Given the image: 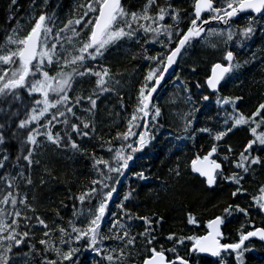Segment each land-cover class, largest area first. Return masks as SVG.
I'll return each instance as SVG.
<instances>
[{"label": "snow or ice", "instance_id": "1", "mask_svg": "<svg viewBox=\"0 0 264 264\" xmlns=\"http://www.w3.org/2000/svg\"><path fill=\"white\" fill-rule=\"evenodd\" d=\"M16 4L17 0H11V5ZM48 4L49 0H31L32 11L28 13V19L21 24L23 18L13 17L16 26L0 43V101L10 105L21 101L24 106L23 118L14 122L15 130L10 134L23 149L16 160L25 162L24 169L15 175H0L3 182L0 185V264H80L82 250L95 254L91 264H125L141 246L148 253L142 264H191L192 257L196 258L195 264H200L202 254L216 258L214 264H226V257L234 254L235 264H244V254L250 251L245 242L254 237L264 242V227L250 223L252 208L264 213V185L259 187L257 195H252L251 205L242 207L239 203H230L223 208L222 215L208 220L205 235L168 234L165 240L172 247L167 249L163 245L159 249L156 247L158 229L164 218L136 215L127 207L126 202L133 199L135 189L130 188L123 194L116 204L118 211H111L110 203L119 195L120 178L126 173L132 172L137 180L148 179L144 171H134L131 164L138 158L137 153L152 145L156 130L163 127L162 108L154 103V94L163 86L165 74L174 65H179L194 43L204 41L216 48L210 38L222 40L226 63L213 64L211 75L205 81L208 89L218 93L219 85L227 76L239 72L257 55L254 51L241 63L233 48L248 47L258 29L264 32V0H194L186 28L181 27L185 17L169 0H165V5L159 0H147L139 12H129L121 0H79L66 19L49 13ZM153 7L156 12L150 14ZM241 14H246L245 25L233 27L235 18ZM213 23L227 27L218 29L212 27ZM124 42L141 46L138 56L134 55L132 59L146 61L147 71L139 82L136 105L125 130L112 138L119 141V147H114L111 139L101 140L100 147L111 154L110 159L91 153L96 178L79 195L68 197L78 201L81 207L78 209L73 204V219L66 224L58 210L55 219L49 222L37 212L28 193H21L19 181H23L25 187L34 185L31 174L25 173L33 165L40 164L35 157L44 144L73 154L87 153L76 138H95V117L106 95H116L120 106L126 108L120 95L123 73L113 72L109 66L100 63L111 47ZM149 44H159L160 51L151 55ZM257 51L264 53V46ZM191 71L195 73L196 68L192 67ZM85 81L92 85L90 91L83 88ZM181 85L187 94L186 103L192 104L183 116L188 138H194L199 132L207 133L215 141L207 154L197 155L191 161V172L198 174L209 189L227 183L234 187L231 191L234 200L245 196L246 176L255 167L264 168V156L259 154L264 152V103L248 115L239 108L238 102L243 97L217 96V105L230 106L231 112L226 113L222 130L213 134L208 127H193L194 113L200 109L193 104L188 82L181 81ZM195 87L200 89L201 84L197 82ZM201 99L208 101L209 96L202 95ZM18 113L19 109L9 114V119ZM56 125H62V131H54ZM243 126H247L253 138L247 140L238 154L228 145L221 157L218 149L225 137ZM8 127L6 123H0V145L6 142L3 130ZM9 159L5 150L0 169L7 167ZM225 166H228L227 174ZM168 171L174 177L182 174L178 161ZM45 183L41 176L40 184ZM61 206L66 207L63 202ZM235 214L247 218V227L252 230L245 231L246 225H242L238 242L223 243L222 226ZM108 215L112 216V222L106 235L104 221ZM81 217H85L86 224L77 226ZM133 221L142 222L143 231L133 232ZM187 224L198 225L191 212L187 215ZM106 240L115 241L117 247L103 246ZM186 241H191L190 247L186 246ZM25 247L28 251L23 250ZM180 247H186L187 256L180 255ZM167 253L173 258L169 259Z\"/></svg>", "mask_w": 264, "mask_h": 264}, {"label": "trees", "instance_id": "2", "mask_svg": "<svg viewBox=\"0 0 264 264\" xmlns=\"http://www.w3.org/2000/svg\"><path fill=\"white\" fill-rule=\"evenodd\" d=\"M79 0H49L48 12L55 13L60 19H66L75 4ZM173 7L181 11L185 17L181 27L186 28L189 14L192 12L194 0H169ZM147 0H124L122 5L129 12H139ZM161 5H165V0H159ZM31 0H17L16 5H11V0H0V43H3L6 35L16 26V19H20L21 24L28 19V13L32 11ZM15 9V11H13ZM156 8L150 9V14H155ZM167 19V18H166ZM246 14L235 20L233 27H243L246 23ZM168 23H171L168 20ZM218 25H212L217 27ZM27 27V25H25ZM163 39V37H161ZM217 45L216 48L201 41L194 43L185 53L184 58L176 66L175 72L165 81L161 90L154 99L162 108L161 122L162 128L156 130V139L152 145L147 147L142 153H137V159L131 164L134 171H144L147 180H137L132 172L126 173L121 177L118 185L119 195L114 196L110 203L111 211H118L116 204L122 199L124 193L130 188L135 189L133 199L127 203V207L136 215L162 216L164 218L162 227L158 229L157 249L163 245L165 249L172 247V244L165 240L170 233L177 235H205L206 223L217 215L223 214V208L230 203H239L242 207L252 204V195L258 194V189L264 185V168L255 167L244 181V188L247 190L245 196H238L235 200L231 197L234 187L227 183H222L215 189H209L202 182L198 174L191 172V161L197 155H205L210 150L215 141L207 133L196 132L194 138H188L184 131L183 116L192 107L185 101L186 93L182 91V85L175 81V76L181 74V81L188 82L191 90L193 104L200 110L195 112V122L193 127L196 129L208 127L213 134L222 130L224 118L227 112H231V107L227 105H217L216 96L221 97H243L238 102L239 108L245 114L250 115L260 104L264 103V53L257 50L264 46V32L257 30L256 35L248 42V47L233 50L237 53L238 59L243 63L245 59L251 57L252 52L257 55L253 61L244 65L239 72L228 76L221 85L219 92L212 94L205 83L211 75L212 65L215 63H226L223 61L225 46L220 45L217 39H211ZM140 45L134 42H124L118 46L111 47L106 53L105 58L100 63L111 68L113 72L123 73L121 79L120 95L123 96V104L116 95H106L99 105V112L95 117L96 134L92 140H79L82 147L87 149L85 154H73L67 150H57L53 146L44 144L40 148V154L35 159L40 160L39 165H33L25 174H31L34 181L32 187H25L23 181L20 183L21 193L27 192L29 200L36 207L37 212L47 221L55 219V212L58 210L63 217V224L69 219H73V204L79 209L81 206L78 201H73L68 197L72 194L79 195L87 188L91 180L96 178L93 169L91 153L95 152L97 157L110 159L111 154L101 149V140L111 139L114 147H119V141L112 139L118 132H123L126 122L136 105V93L142 75L147 71V62L142 59H132L134 55L140 53ZM151 55L160 51L159 44L147 45ZM195 67L193 73L191 68ZM199 82L201 88L197 89L195 84ZM92 85L85 81L83 88L91 90ZM202 95H208V101H202ZM173 101H175L173 103ZM0 123H6L9 127L4 129L6 142L0 145V159L7 151L10 159L5 169H0V175L10 173L15 175L24 169L25 162L17 161V155L22 154L21 144L11 136V131L15 130V123L19 118H23L24 106L21 101H15L11 105L0 101ZM11 116L9 114L16 113ZM79 114V113H78ZM62 125H56L55 130L62 131ZM75 138V137H74ZM247 126L234 129L222 142V147L218 149L220 156L224 153V148L231 145L235 153L243 150L247 140L252 139ZM43 139V138H41ZM254 155L257 153H253ZM264 156V152H260ZM177 161L181 167V176L174 177L169 173V168H174ZM15 165V167H14ZM227 167L226 174H227ZM49 173L51 175H49ZM43 176L46 183L40 184V177ZM3 182L0 181V185ZM35 196L33 200L32 197ZM63 202L66 207L61 206ZM191 212L198 221V225H188L187 215ZM87 209L85 208V215ZM31 215V213H29ZM82 222V223H81ZM112 222V216L108 215L104 221V232L108 234V228ZM249 221L242 214H235L223 225V243L238 242L239 230L242 225H246L245 231L252 230L247 227ZM250 223L256 227H264V215L258 213L255 208L251 209ZM86 224L85 217H81L77 226ZM133 232L143 231L142 222L133 221ZM39 237L40 233L37 232ZM187 247L191 246V241L185 242ZM250 251L244 254V264H264V244L253 240L247 243ZM39 247V245H37ZM103 246L117 247L115 241L106 240ZM24 251H28L25 247ZM181 256H187L186 247L178 249ZM95 254L90 251H81L79 255L80 264H91ZM148 255L139 247L132 254V257L125 261V264H142L145 256ZM169 259L173 256L167 253ZM216 258L200 257V264H214ZM195 257L191 258V264H195ZM226 264H235L234 254L226 257Z\"/></svg>", "mask_w": 264, "mask_h": 264}, {"label": "water", "instance_id": "3", "mask_svg": "<svg viewBox=\"0 0 264 264\" xmlns=\"http://www.w3.org/2000/svg\"><path fill=\"white\" fill-rule=\"evenodd\" d=\"M123 1L124 0H121V3H123ZM242 15H245V14H241L239 17H237V18H235V20H238ZM217 23H213L212 25H216ZM221 27H224V28H226L227 26H225V25H223V24H219ZM176 66L177 65H174L173 66V68H171V69H169V72L168 73H166L165 74V81L175 72V69H176ZM228 77V76H227ZM226 77V78H227ZM225 78V79H226ZM225 81V80H224ZM224 81H222L221 82V84L219 85V89H220V87H221V85L223 84V82ZM165 83V82H164ZM163 83V84H164ZM162 88V87H161ZM161 88L158 90V92L156 93V94H154V96L156 97L157 96V94L159 93V91L161 90ZM209 91L212 93V94H216V93H213L210 89H209ZM263 215H264V213H262ZM222 231H223V226H222ZM253 240H256V241H259V242H261V243H263L264 244V242H262V241H260L258 238H250V240L249 241H246L245 243L247 244L248 242H250V241H253ZM201 256H204V257H209V256H207V255H204V254H202ZM209 258H213V257H209Z\"/></svg>", "mask_w": 264, "mask_h": 264}, {"label": "rangeland", "instance_id": "4", "mask_svg": "<svg viewBox=\"0 0 264 264\" xmlns=\"http://www.w3.org/2000/svg\"><path fill=\"white\" fill-rule=\"evenodd\" d=\"M218 26L217 27H215V28H218V29H223L224 27H221L219 24H217ZM210 39H216V38H210ZM218 40V43L220 44V45H223L224 46V44H223V41L222 40H219V39H217ZM177 76H179V80L177 79ZM176 78H175V81L176 82H178L179 84H181V74H177L176 76H175ZM216 100H217V96H216ZM262 130H264V129H262Z\"/></svg>", "mask_w": 264, "mask_h": 264}]
</instances>
